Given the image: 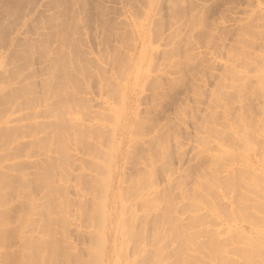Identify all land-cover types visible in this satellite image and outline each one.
Masks as SVG:
<instances>
[{
  "label": "rangeland",
  "instance_id": "1",
  "mask_svg": "<svg viewBox=\"0 0 264 264\" xmlns=\"http://www.w3.org/2000/svg\"><path fill=\"white\" fill-rule=\"evenodd\" d=\"M110 177L107 264L264 248V0H0V264L99 263Z\"/></svg>",
  "mask_w": 264,
  "mask_h": 264
},
{
  "label": "bare ground",
  "instance_id": "2",
  "mask_svg": "<svg viewBox=\"0 0 264 264\" xmlns=\"http://www.w3.org/2000/svg\"><path fill=\"white\" fill-rule=\"evenodd\" d=\"M126 95H127V93L125 92L124 93V97L126 98ZM227 111V110H226ZM226 114V113H225ZM262 130V129H261ZM260 130V131H261ZM229 131V130H228ZM258 131V130H257ZM224 132V131H223ZM251 132V131H250ZM262 132V131H261ZM225 133V132H224ZM234 133V132H233ZM247 133H248V131H247ZM254 133V132H253ZM231 134V133H230ZM235 134V133H234ZM240 134V133H239ZM246 133L244 132L242 135H243V137H246L247 138V136H244ZM261 134V133H260ZM225 135V134H224ZM241 135V136H242ZM247 135V134H246ZM232 136V135H231ZM225 137V136H224ZM243 137L241 138V139H243ZM239 138V137H238ZM248 139V138H247ZM246 140V139H245ZM227 143V142H226ZM243 145H244V143H243ZM236 154V153H235ZM244 156V155H243ZM232 159H233V157H232ZM246 160V159H245ZM110 161H112V159L110 160ZM108 163V162H107ZM111 165V169L113 168V166H114V164L113 163H111L110 164ZM102 172H105V171H102ZM105 174V173H104ZM106 174H107V172H106ZM114 175V169H112L111 170V177ZM102 176V175H101ZM111 177H110V179H111ZM114 179V178H113ZM113 179H111V181L108 179V181H109V185H108V189H107V192H106V197H105V202H104V206H105V208H103V210H104V216H105V218H104V232L102 231V233L100 234V236H101V238H103L102 240L100 239V236H98L99 237V241H103V244H104V249H103V252H102V250H100L101 252V254L100 253H98V256H97V254H96V257L95 256H93L94 254H93V252H92V250L90 251V255L92 256V259H95L96 258V260L98 259V261H100L99 263L97 262V264H107V259H108V250H110L109 249V237L112 235V232H115L116 231V233L118 234V231L119 232H121V234H120V239L122 238V239H124V244H125V246H126V249H124V250H126L127 251V249H129L130 247H131V245L134 243H137L138 242V239L140 240V238H138L136 235L137 234H133V231L134 232H136V233H138V232H140V230L142 229H144V228H139L138 230H137V227L138 226H136L135 224H136V221H134V222H131V223H129V221L127 220V226L125 227V226H121V223H122V221L126 218V217H130V219L131 220H133L134 218H135V215H134V212H130V211H128L130 208L129 207H127V205H126V201H124L123 203H125V205L123 204L120 208H121V210H120V213H119V218L118 217H116L115 218V215H114V217L112 218V214H111V212H110V210L108 209L109 208V205H110V203H111V198H114L115 199V193L113 192V190H112V188L114 187V185H115V183L114 182H112V180ZM230 179V181H233L232 183L234 184V183H236V182H234V179H232L231 180V178H229ZM237 179V178H236ZM106 181V180H105ZM211 182V181H210ZM214 182V181H213ZM212 182V183H213ZM238 182V181H237ZM105 183V182H104ZM239 183V182H238ZM103 184V183H102ZM214 184V183H213ZM232 184V185H233ZM237 184V183H236ZM235 184V185H236ZM104 185H106V183L104 184ZM234 185V186H235ZM107 186V185H106ZM212 186V185H211ZM221 186V185H220ZM237 186V185H236ZM239 186V185H238ZM237 186V187H238ZM260 186V185H259ZM258 186V187H259ZM212 187H214V186H212ZM241 187V186H240ZM244 187V186H243ZM105 188V187H104ZM235 188V187H234ZM263 188V187H262ZM215 189V188H214ZM213 189V190H214ZM264 189V188H263ZM218 190H219V186H218ZM235 191H236V189H234ZM238 190H239V188H238ZM257 190V189H256ZM246 191L247 192H249L248 191V189H246ZM102 192H103V188H102ZM229 192L230 191H228V193L227 194H229ZM231 192H234L233 190L231 191ZM211 193V192H210ZM213 193V192H212ZM238 193H240V192H238ZM250 193V192H249ZM241 194V193H240ZM188 195V194H187ZM211 195V194H210ZM233 195H235V194H233ZM251 195V194H250ZM122 196V195H121ZM147 195H145V193L144 194H142L141 196H140V199H143V198H145ZM238 196V195H237ZM241 196H243L242 194H241ZM240 196V197H241ZM188 197V196H187ZM235 197V196H234ZM239 197V196H238ZM238 197H237V201H238ZM239 197V198H240ZM263 197V196H262ZM120 198V197H119ZM136 198V197H135ZM214 198V197H213ZM229 198V197H228ZM236 198V197H235ZM250 197L248 196V198H246V199H249ZM256 198V197H255ZM255 198H254V200H255ZM215 199V198H214ZM242 200H243V198H241ZM246 199H245V201H246ZM123 200V199H122ZM125 200V199H124ZM249 200H252V198L251 199H249ZM254 200H253V202H254ZM210 201V200H209ZM216 201V200H215ZM233 201V200H232ZM120 202H121V200H120ZM222 202V200L220 201V203ZM252 202V203H253ZM122 203V202H121ZM171 203V202H170ZM211 203V202H210ZM237 203V202H236ZM239 203H240V201H239ZM245 203V202H244ZM248 203V202H247ZM256 203V202H255ZM130 204V203H129ZM174 204V203H173ZM240 204H242V202L240 203ZM251 204V203H250ZM180 205V204H179ZM242 205H244L245 206V204H242ZM241 205V206H242ZM256 205V204H255ZM220 206V205H219ZM222 206V205H221ZM169 207V206H168ZM223 207V206H222ZM251 207V206H250ZM258 207V206H257ZM128 208V209H127ZM170 208V207H169ZM188 208V207H187ZM225 208V207H224ZM238 208L239 209H242V207H240V206H238ZM244 208V207H243ZM255 208V207H254ZM253 208V209H254ZM118 209V208H117ZM127 209V210H126ZM172 209V208H171ZM186 209V208H185ZM184 209V211H186ZM190 209V208H189ZM215 209H217V207H215ZM220 209H222V208H220ZM226 209L227 208H225V210L223 209V211H225L226 212ZM252 210L251 208H248V210ZM256 209V208H255ZM261 209V208H260ZM131 210V209H130ZM236 210V209H235ZM245 209H242L241 211H244ZM247 210V211H248ZM256 210H258V209H256ZM115 211V210H114ZM126 211L129 213H126ZM131 211H133V210H131ZM191 211V210H190ZM254 211V210H253ZM206 212V211H205ZM246 212V211H245ZM264 212V211H263ZM132 213V214H131ZM235 213H236V211H235ZM255 213V212H254ZM115 214V213H114ZM237 214V213H236ZM246 214L247 213H245L244 215H245V217H247V219H249L248 217H251V216H246ZM258 214V213H257ZM128 215V216H127ZM207 215H209V214H207ZM217 215V214H216ZM227 215V214H226ZM243 215V216H244ZM252 215V214H251ZM261 215V214H260ZM225 216V215H224ZM234 216V215H233ZM237 216V215H236ZM242 216V215H241ZM242 216V217H243ZM263 216V215H262ZM170 217V216H169ZM227 217H229V214L226 216V219H228L229 220V218H227ZM240 215L238 216V220H241L240 218ZM231 218V217H230ZM223 219V218H222ZM237 219V218H236ZM251 219V218H250ZM257 219H258V217H257ZM256 219V220H257ZM234 220V219H233ZM237 220V221H238ZM253 220V219H252ZM244 220L242 219V221L241 222H243ZM246 221V220H245ZM255 217H254V220H253V223L254 224H256L255 222ZM259 220H257V224L256 225H258L260 222H258ZM176 222V221H175ZM181 222V221H180ZM229 222H231V219L229 220ZM248 223L250 222V221H247ZM246 222V223H247ZM102 223V222H101ZM173 223V222H172ZM177 223V222H176ZM217 223V222H216ZM247 223V224H248ZM252 223V221L250 222V224ZM173 225V224H172ZM249 225V224H248ZM253 225V224H252ZM103 226V225H102ZM145 226V225H144ZM148 226V225H147ZM147 226H146V228H147ZM183 226V225H182ZM219 226V225H218ZM229 226V225H228ZM251 226V225H250ZM254 226V225H253ZM259 226L261 227V224H259ZM149 227H150V225H149ZM170 227V226H169ZM230 227V226H229ZM242 227V226H241ZM252 227V226H251ZM256 227V226H255ZM174 228H176V226L174 227ZM235 228H240V227H238V226H236ZM262 228V227H261ZM158 228H156V230H157ZM179 229V228H178ZM226 229V228H225ZM241 229V228H240ZM146 231V230H145ZM152 231V230H151ZM160 229H159V233H158V230H157V234H158V236H159V234H160ZM249 231V230H248ZM153 233H154V231H152ZM175 232V231H174ZM216 232V231H215ZM217 232H219V231H217ZM217 232L215 233V234H217ZM224 232V231H223ZM230 232H232V231H230ZM95 233H97V231L95 232ZM142 233V232H141ZM214 233V232H213ZM219 233H221V232H219ZM234 233V232H233ZM242 233V232H241ZM98 234V233H97ZM152 234V233H151ZM156 234V232H155V234L154 235H157ZM179 234V233H178ZM180 234H182L181 232H180ZM214 234V235H215ZM222 234V233H221ZM230 234V233H229ZM243 234V233H242ZM264 234V233H263ZM153 235V234H152ZM153 235V236H154ZM164 235V234H163ZM187 235V234H186ZM185 235V236H186ZM233 235V234H232ZM231 235V236H232ZM234 235H236V234H234ZM237 236V235H236ZM244 236H246V235H244ZM118 237V236H117ZM142 237H143V235H142ZM152 237V236H151ZM218 237H220V236H218ZM217 237V235H216V239L218 238ZM229 237H230V235H229ZM248 237V236H247ZM247 237H243L242 238V240H241V242H238L237 241V243H241V244H243V246L244 247H246V248H243V246H241L244 250L243 251H240L241 253H240V257H241V259L243 260L244 259V262H242V263H244V264H264V248L262 247H253V246H251L249 243H247V242H249V237L247 238ZM144 238H146V237H143L142 238V240L144 239ZM158 238V237H157ZM183 238V237H182ZM188 239H189V237H187ZM195 238V237H194ZM194 238H192V239H194ZM213 238H214V242H213V244H212V242H211V247H214V246H217L215 249L217 250L218 248V250L214 253V254H216L219 250H220V253H217L221 258H219V257H216V259H221L222 260V255H220L222 252H224L225 251V249H224V247H225V245L223 244L224 243V241L221 239V241H223L222 242V245H224V247H223V249L221 248L222 247V245H220V243H221V241L219 240H216L215 239V237L213 236ZM228 238V237H227ZM233 238V237H232ZM235 238V237H234ZM262 238V237H261ZM119 239V240H120ZM122 239L120 240V241H122ZM185 239V238H184ZM225 239H226V237H225ZM237 239V238H236ZM264 239V238H263ZM98 240V239H97ZM153 240H154V238H153ZM165 240V239H164ZM183 240V239H182ZM195 240H197V239H195ZM194 240V241H195ZM237 240H239V239H237ZM251 240H253V239H251ZM116 241H118L117 240V238H116ZM163 241V240H162ZM161 241V242H162ZM192 241V240H191ZM216 241L219 243V244H216ZM142 242H145V240H143ZM197 242V241H196ZM226 242H227V240H226ZM98 243V242H97ZM120 243V242H119ZM102 244V243H101ZM121 244V243H120ZM119 244V245H120ZM141 244H143V243H141ZM158 244H159V242H158ZM165 244V243H164ZM194 244V243H193ZM216 244V245H215ZM148 246V243L147 244H144L143 246H140V245H136L137 247H138V250L140 251V252H143L144 250H145V247L144 246ZM162 245V244H161ZM219 245H220V247H219ZM55 249H57L58 247H57V244L55 243ZM98 246H101V245H98ZM146 246V247H147ZM150 246H151V244H150ZM149 246V248H151ZM194 246V245H193ZM203 246H204V244H203ZM202 246V247H203ZM207 246H208V244H207ZM240 246V245H239ZM199 247V246H198ZM210 247V246H209ZM210 247V248H211ZM240 247V248H241ZM121 248V251H120V255H122V249H123V247H120ZM119 248V249H120ZM149 248H147V249H149ZM159 248V247H158ZM242 248H241V250H242ZM258 248V249H257ZM152 249V248H151ZM151 249H150V253H151ZM215 249L213 250L212 248H211V250H212V252L213 251H215ZM162 250V249H161ZM161 250H158L161 254H159L160 255V258H159V256H158V254L156 255V254H154V255H156V257L154 256V260L155 261H153V263L152 264H160L165 258L163 257V260L161 261V255H165V254H163L162 253V251ZM222 250V251H221ZM129 251V250H128ZM146 251V250H145ZM158 251H156L155 253H159ZM97 252H99V251H97ZM147 252V251H146ZM164 252V251H163ZM117 254V253H116ZM124 254V253H123ZM214 255V256H218V255ZM223 254V253H222ZM118 255V254H117ZM135 256H136V254H134ZM134 255H128L127 254V252H126V261L128 262H126L127 264H139L138 263V258L137 257H134ZM145 255V254H144ZM90 256V257H91ZM223 256H224V254H223ZM93 257H95V258H93ZM166 257V256H165ZM213 258H215V257H213ZM83 258H81V260H82ZM84 260V259H83ZM82 260V263L80 262V260H79V263H81V264H84L85 262ZM89 260V262H88V264H91V263H94V261H91L90 259H88ZM123 260V259H122ZM213 260V259H212ZM159 261H161L160 263H159ZM91 262V263H90ZM212 262V261H211ZM78 263V264H79ZM213 263V262H212ZM211 263V264H212ZM221 263V262H220ZM52 264H54V261H53V263ZM87 264V263H86ZM184 264V263H183ZM222 264H223V262H222ZM241 264V263H240Z\"/></svg>",
  "mask_w": 264,
  "mask_h": 264
}]
</instances>
